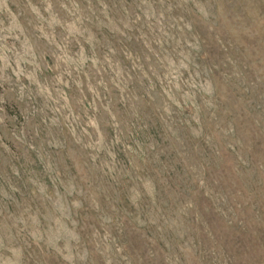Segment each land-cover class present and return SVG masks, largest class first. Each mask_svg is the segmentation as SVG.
Wrapping results in <instances>:
<instances>
[{"label": "rangeland", "instance_id": "1", "mask_svg": "<svg viewBox=\"0 0 264 264\" xmlns=\"http://www.w3.org/2000/svg\"><path fill=\"white\" fill-rule=\"evenodd\" d=\"M0 264H264V0H0Z\"/></svg>", "mask_w": 264, "mask_h": 264}]
</instances>
